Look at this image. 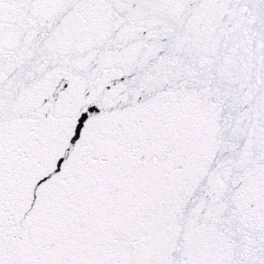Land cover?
Returning <instances> with one entry per match:
<instances>
[{
    "label": "snow or ice",
    "instance_id": "obj_1",
    "mask_svg": "<svg viewBox=\"0 0 264 264\" xmlns=\"http://www.w3.org/2000/svg\"><path fill=\"white\" fill-rule=\"evenodd\" d=\"M0 264H264V0H0Z\"/></svg>",
    "mask_w": 264,
    "mask_h": 264
}]
</instances>
